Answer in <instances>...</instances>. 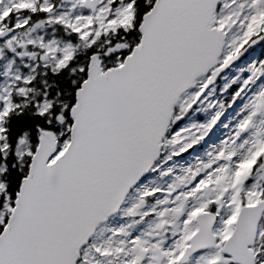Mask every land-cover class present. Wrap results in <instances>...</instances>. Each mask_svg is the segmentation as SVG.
Returning <instances> with one entry per match:
<instances>
[{"label":"snow or ice","instance_id":"snow-or-ice-1","mask_svg":"<svg viewBox=\"0 0 264 264\" xmlns=\"http://www.w3.org/2000/svg\"><path fill=\"white\" fill-rule=\"evenodd\" d=\"M0 264H264V0H0Z\"/></svg>","mask_w":264,"mask_h":264}]
</instances>
